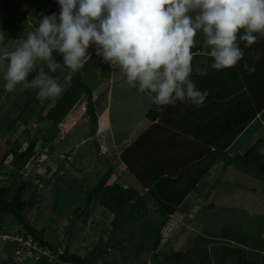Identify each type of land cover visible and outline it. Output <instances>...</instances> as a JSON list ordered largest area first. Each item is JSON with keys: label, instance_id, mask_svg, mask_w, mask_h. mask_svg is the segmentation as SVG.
I'll use <instances>...</instances> for the list:
<instances>
[{"label": "trees", "instance_id": "obj_1", "mask_svg": "<svg viewBox=\"0 0 264 264\" xmlns=\"http://www.w3.org/2000/svg\"><path fill=\"white\" fill-rule=\"evenodd\" d=\"M32 3L33 0L31 5ZM26 14L28 8H22L20 4H5L0 15V30L4 37L0 41V46L4 44L6 38H12V32H16L20 24L26 22L24 20ZM240 47L244 50L243 60H247L249 64L252 63L253 57L259 56L255 62L254 72L249 74L244 70L243 60L231 68L212 69L210 66L212 59L207 54L206 45L205 55L201 59L204 62L194 64L192 58L190 72V79L197 88L208 93L202 105L194 106L187 102H177L174 105H164L163 109L149 108L145 113V119L153 124L123 150L118 159L111 161L108 157L105 158L108 162L107 168L99 174L96 182L91 183L85 178L79 182L61 177L62 186H56V194L59 203L63 206V212L68 204H74L78 207L72 214L79 217L80 205L85 208L97 205L112 215L109 235L106 240H99L88 255L80 256L71 251L69 235L60 246L53 245L43 238L42 229L37 230L25 221L23 212L29 207L30 199L36 196L37 188L31 186L32 180H20L18 184L11 181L0 185V229L7 218L15 220L21 227L19 233L22 239L30 241L29 245L22 247V251L46 250L53 257L51 264H104L107 249L123 245L124 241L133 242L136 236L138 239L133 245L135 257L143 253H152V261L156 264H195L196 260L199 264H211L206 247L196 251L170 250L162 260H159L154 252L163 241L162 230L171 215L187 195L196 191L200 183H204L214 163L233 166L245 175L257 176L264 182V152H262L264 136H259L242 152L235 151L230 154L228 151L235 137L243 129L251 124H259V115L262 114L264 120V37H258L257 41L248 48H244L243 42H240ZM53 56L62 65L60 54L53 52ZM61 67L69 72V84L43 117L48 122L59 124L74 106L82 101L79 111L82 110L87 116L91 125L90 135H93L97 128V114L104 108L107 92L104 90L101 94H96L93 85L89 86L82 79V70L73 72L63 65ZM102 67L106 65L103 64ZM196 67L199 69L196 70ZM108 68L105 73L100 74L101 77L107 76L111 71ZM36 70L38 69L30 72L26 79L30 80L36 74ZM56 72L52 75L55 76ZM36 99L34 91L19 107L18 112H14L8 121L7 129L12 128L17 122L26 124L37 113L33 105ZM189 111H193L190 115L197 118L189 128V134L200 142L197 145L198 150L194 148L193 151L183 155V151L164 148L162 141L170 134L175 138L176 133L185 134L181 126ZM56 132L52 134L55 135ZM52 139L53 136H50L46 140L52 141ZM37 141L36 137L32 138L24 149H21V145L17 143L7 148L0 157V166L12 158L13 172L23 170L34 156ZM100 153H102L100 146L97 145L96 154ZM146 158L149 162L141 168ZM120 164L141 184L144 191L125 187L112 178ZM111 178L112 182L108 183ZM68 187L73 194H67L70 193ZM26 191H30L29 198H26ZM149 206H152V211ZM73 222H70L69 229ZM122 231L127 233L125 240H114L113 237ZM220 245L212 246L215 255L212 259L213 264H261L249 259L242 248L229 244ZM61 246L62 249H59ZM120 249H126V246H121ZM41 261H44L43 264L46 263V260Z\"/></svg>", "mask_w": 264, "mask_h": 264}, {"label": "rangeland", "instance_id": "obj_2", "mask_svg": "<svg viewBox=\"0 0 264 264\" xmlns=\"http://www.w3.org/2000/svg\"><path fill=\"white\" fill-rule=\"evenodd\" d=\"M33 2L31 5V0L16 2L0 0V15L6 3L20 4L22 8H28V14L24 19L26 22L20 24L16 32H12V38H6L0 49L5 52L13 50L18 41L34 29L39 18L59 12L55 0H33ZM205 47L203 34L198 32L191 48L194 64L204 62L201 60L203 55L199 52L205 53ZM88 53L89 57H85V63L80 70L83 71L82 79L89 86L93 85V91L96 94L104 89H107V94L111 92V89L116 92L125 89L119 102L109 100L112 107L110 121L113 129L112 133L107 132L106 136L110 141L123 140V144L118 146L128 145L148 125L144 111L145 107L150 105L149 98L146 97L145 92H140L126 84L124 74L118 68L111 69L108 63L102 62L101 58L95 55L93 47L88 49ZM6 62L5 58L3 64H0V69ZM103 64L106 67H102ZM107 66L111 71L107 76L101 77L100 74L105 73ZM197 69L199 68L196 67ZM2 75L0 70V157L7 148L16 143L24 149L32 138L36 137L38 141L34 156L23 170L13 172L12 158L0 166V185L11 181L18 184L20 180H32L31 186L37 188L36 196L30 199L29 207L23 212L25 221L37 230L42 229L43 238L53 245L60 246L61 242L70 237L71 251L80 256H86L99 240H106L111 230L112 215L97 205H90L89 208L80 205L79 217L72 214L78 207L74 204H68L63 212V206L59 203V197L56 194V186H62L61 177L79 182L83 178L91 183L96 182L99 174L107 168L108 162L105 158L112 155L110 151L113 147L111 143L104 144L99 137H92L94 134L90 135V122L83 111H79L82 101L74 106L61 123L53 124L46 121L43 115L60 95L36 99L33 105L37 113L26 124L17 122L12 128L7 129L8 121L14 112H18L19 107L34 93V90L25 82L17 84L12 91H5L2 87L4 83ZM54 77L63 91L70 80L68 70L61 67ZM124 82L126 85L122 86ZM107 97L106 95V100ZM155 106L157 105L151 104V107ZM76 112H78L77 115H75ZM40 116L43 118L40 119ZM54 132H56L55 135L52 134ZM50 136H53L52 141H47L46 139ZM250 137L251 133L248 131L242 135L241 139L246 142ZM97 145L106 150L96 154ZM227 167L221 163L212 167L204 183H200L197 191L190 194L187 199L185 198L171 215L162 230L163 241L154 252L159 260H162L170 250L196 251L206 247L210 263L213 264L212 259L215 255L212 252V246L229 244L242 248L249 259L264 264V182L257 176L245 175L233 166ZM115 175L116 177L112 178L129 184L127 187L141 189L123 165L120 164L115 169ZM112 178L108 183L112 182ZM68 190L70 193L67 194H73L70 187ZM29 197L30 191H26V198ZM149 208L152 211V206ZM61 211L63 213L59 214ZM70 222L73 224L69 229ZM20 229V225L11 218H7L2 224L0 264H43L44 261L41 260H46L45 264H51L53 257L43 249L32 252L25 259L19 257L18 253L25 244L19 233ZM126 237L127 233L122 231L113 239L125 240ZM137 239L138 236L133 242L124 241L123 245L107 249L104 264H156L152 261V253H143L137 257L133 255V245ZM62 246L59 249H62ZM121 246H126V249H120ZM190 257H192L191 254ZM195 264H199V261L196 260Z\"/></svg>", "mask_w": 264, "mask_h": 264}, {"label": "clouds", "instance_id": "obj_3", "mask_svg": "<svg viewBox=\"0 0 264 264\" xmlns=\"http://www.w3.org/2000/svg\"><path fill=\"white\" fill-rule=\"evenodd\" d=\"M59 12L43 15L13 50L0 49L2 87L27 83L38 100L57 97L62 88L52 73L61 66L81 69L88 49L126 83L150 94L157 105L203 104L207 91L190 79L191 48L202 33L212 59L223 70L241 62L244 48L264 37V0H55ZM0 31V41L3 40ZM60 54L62 65L53 56ZM243 60L249 74L255 71ZM36 74L27 80L28 74ZM17 243V242H16Z\"/></svg>", "mask_w": 264, "mask_h": 264}, {"label": "crops", "instance_id": "obj_4", "mask_svg": "<svg viewBox=\"0 0 264 264\" xmlns=\"http://www.w3.org/2000/svg\"><path fill=\"white\" fill-rule=\"evenodd\" d=\"M205 51V50H204ZM199 54L205 55L204 52L200 53ZM203 57L201 59H203ZM263 69V68H262ZM119 81V80H117ZM120 82V81H119ZM121 83V82H120ZM127 84V83H126ZM125 82L124 84H122V86L126 85ZM106 90L107 92V89H104ZM104 90H102L101 92H103ZM125 89H122L120 91H117L114 90V89H111L110 93H106V95L108 96L107 97V100L105 101L104 103V108L102 111H100L98 114H97V128L95 130V133L92 137L96 138V137H99L101 138L104 142V144L108 145L111 143L112 147H113V150H111L110 152L112 153V155H108L110 157H108L109 160H114V159H118L120 157V154L122 153L123 150L127 149V147L135 142L137 140V138L139 136H141V134H143L147 129L150 128V126L153 124L149 121H147L148 125L145 127V129H143L138 135L137 137L131 141L130 144L128 145H123V147H121V145L123 144V140H113V141H110V139L106 136L107 132L109 133H112V125H111V121H110V118H111V111H112V107L111 105L109 104V100L117 103L120 101L121 99V94L123 93ZM114 92H116L114 95H112ZM147 95L146 97L149 98V101H150V105L149 107H145V111H144V117H145V113L146 111L151 108V104L153 106V104H155L151 97H150V94H148L147 92H145ZM97 94H101V93H97ZM106 98V97H105ZM153 102V103H152ZM157 105V104H156ZM163 106L164 105H157L155 106L157 109H163ZM193 111H189L187 112V118L186 120L184 121V123L182 124L181 126V130L185 132V134H177L176 133V138L174 137V135L170 134V136H168L165 140L163 139V143L165 145L164 148H167L169 150H179V151H183V155H186L187 152L189 151H193V149H197V145L200 144L199 141H197V138H194L192 136V134L190 135V130L189 128L193 126V124L197 121V118L194 117L192 115H190V113H192ZM143 113V112H142ZM258 122L259 124H251L249 126H247L245 129H243V131H241L239 133V135L237 137H235L234 141H233V144L232 146L230 147V149L228 150L230 154H233L235 151H239V152H242L245 148H247L249 145H251L259 136H264V120L262 118V114L258 116ZM100 123H101V126H100ZM186 126V128H185ZM251 128V129H249ZM185 129V130H184ZM248 131H250L251 133V137L249 138V141H246L244 142L243 139H241L242 135L248 133ZM161 142V141H160ZM161 142V143H162ZM118 144H121L120 146H118ZM236 146V149H234ZM234 147V148H233ZM101 149V152L105 151L106 149L105 148H102L100 147ZM159 148H161V146H159ZM138 150V149H137ZM198 150V149H197ZM139 151V150H138ZM148 154H151L149 152H147ZM146 155V154H145ZM147 156V155H146ZM107 157V156H106ZM149 162L148 158H146V160L144 159V164H142L141 168L145 167L146 164ZM216 164L218 165V163H214L209 171H211V168L212 167H216ZM228 168V167H227ZM113 177H116L115 175V171H114V176ZM113 180V179H112ZM120 184H122L123 186L127 187V185L129 184H124L122 183L121 181L119 182ZM137 183L139 184L140 188H135L137 190H140V191H144L143 187L141 186V184L137 181ZM197 191V190H196ZM196 191H193L191 192L190 194L192 193H195ZM189 194V195H190ZM187 195V197L189 196ZM186 197V199H187ZM175 213V212H174Z\"/></svg>", "mask_w": 264, "mask_h": 264}, {"label": "built area", "instance_id": "obj_5", "mask_svg": "<svg viewBox=\"0 0 264 264\" xmlns=\"http://www.w3.org/2000/svg\"><path fill=\"white\" fill-rule=\"evenodd\" d=\"M25 241V244H23V246L24 245H29V240L27 239V240H24ZM22 253H23V256H22ZM32 254V252L28 249L26 252H23L22 251V248H21V252H19L18 253V255H19V257H23L24 259L26 258V257H29L30 255Z\"/></svg>", "mask_w": 264, "mask_h": 264}, {"label": "water", "instance_id": "obj_6", "mask_svg": "<svg viewBox=\"0 0 264 264\" xmlns=\"http://www.w3.org/2000/svg\"><path fill=\"white\" fill-rule=\"evenodd\" d=\"M16 1H18V0H12V2H16Z\"/></svg>", "mask_w": 264, "mask_h": 264}]
</instances>
